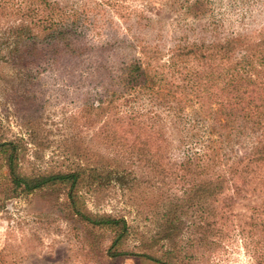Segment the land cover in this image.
<instances>
[{
  "label": "trees",
  "instance_id": "obj_1",
  "mask_svg": "<svg viewBox=\"0 0 264 264\" xmlns=\"http://www.w3.org/2000/svg\"><path fill=\"white\" fill-rule=\"evenodd\" d=\"M131 1L140 7L128 0L0 1L1 16L16 21L13 51L31 72L65 71L100 87L96 100H83L84 109L93 122L105 116L97 137L115 158L111 170L72 164L28 173L24 142L0 126V207L43 189L60 191L72 217L107 234L100 252L107 261L195 264L233 234L249 247L253 264H264V28L224 38L216 28H190L195 38H177L163 52L153 42L161 37L156 17L167 9L201 18L208 0ZM146 29H155L153 41ZM123 166L163 188L150 235L124 216L86 206L84 187H102ZM181 218L188 219L186 234L174 240Z\"/></svg>",
  "mask_w": 264,
  "mask_h": 264
},
{
  "label": "rangeland",
  "instance_id": "obj_2",
  "mask_svg": "<svg viewBox=\"0 0 264 264\" xmlns=\"http://www.w3.org/2000/svg\"><path fill=\"white\" fill-rule=\"evenodd\" d=\"M3 1L11 4L14 0ZM128 3L140 7L131 0ZM208 3L201 18H184L166 9L156 17L160 23L155 20L153 24L161 32L160 39L153 41L155 29L142 34L149 42H159L166 52L177 38H195L188 32L190 28L196 33L216 28L220 38L264 28V0ZM113 21L119 24L116 18ZM15 25L13 17L0 13V126L6 137L24 142L25 172L60 170L72 164L100 167L101 163L110 165L111 170L113 150L97 137L105 116L102 122H93L83 102L85 98L96 100L100 87L65 71L31 72V66L13 51L10 35ZM114 29L118 35L124 33ZM156 89L161 90L159 86ZM127 168L113 172L102 187H84L86 206L95 213L124 216L138 233L150 235L155 214L160 212L156 207L163 188L149 183L136 168ZM188 224L187 218L176 221L174 240L186 234ZM132 242L137 244L134 236ZM106 244V233L88 229L68 213L60 191L43 189L7 200L0 207V264H155L135 256L107 261L100 255ZM195 264H253V260L245 242L232 234L212 256Z\"/></svg>",
  "mask_w": 264,
  "mask_h": 264
}]
</instances>
